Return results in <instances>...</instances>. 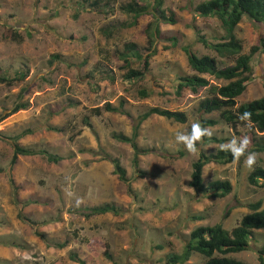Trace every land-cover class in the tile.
Masks as SVG:
<instances>
[{"label":"rangeland","instance_id":"obj_1","mask_svg":"<svg viewBox=\"0 0 264 264\" xmlns=\"http://www.w3.org/2000/svg\"><path fill=\"white\" fill-rule=\"evenodd\" d=\"M125 1L109 0L111 10L102 13L86 2L80 7L81 0H0V71L9 74L23 63L28 68L22 80L10 85L0 82V111L15 101L26 102L25 108L0 120V133H21L15 140L18 144L63 156L52 162L41 154H19L7 171L11 142L0 139V258L9 260L7 264H78L70 258L71 251L88 264H113L112 260L116 264H164V255L179 252L194 226L219 222L229 230L241 214L249 211L245 203L260 199V207L264 206V186L246 180L253 165H264L262 152H250L224 163L203 164V183L213 178L229 180L231 189L225 195H202L188 184L190 163L199 150L207 152L224 146L235 151L240 148L236 132L248 130V124L243 122L231 129L217 111H197L198 98L208 94L206 88L195 93L182 88L178 95L174 93L178 75L192 72L181 45H188L196 54H214L219 66L232 62V57L219 56L196 40L198 33L209 41L218 40L224 34L218 18L193 14L188 3L199 0H162V6L173 11L175 22H159L160 36L154 53L148 57L146 76L130 83L119 79L121 60L114 51L128 40L141 50L145 45L142 29L150 15L137 16L127 25L132 17L118 6ZM11 27L19 29L20 41L10 38ZM233 32L240 42L239 52H248L264 29L242 15ZM170 36L176 44L163 47ZM51 53L58 55L52 62ZM136 62L131 65H138ZM249 65L245 88L235 97L236 104L264 94L257 74L264 71V53H252ZM105 73L113 79L104 77ZM205 76L211 83L225 82ZM138 87L147 88L149 94L137 96ZM120 97L125 100L123 109L128 115L105 110L93 114L89 110L103 101L116 104ZM68 100L74 105H65ZM152 105L183 110L186 120L177 122L150 114L138 126L136 143L168 154L177 149L183 153L178 157L156 152L138 155L137 165L146 173L130 181L136 194L132 199L102 154L117 157L129 176L133 172L132 149L128 143L112 138L110 132L129 134L134 116ZM83 115L88 116L90 127L83 123ZM199 117L216 118L215 124L203 129L227 139L205 143L196 140L187 129L195 126ZM48 125L60 130L49 129ZM178 136L192 138L196 146L189 151L184 142H178ZM249 154L255 155L251 167L245 165ZM28 200L33 201L24 204L21 213L37 224L16 216L21 202ZM102 201L119 205L122 212L85 217L75 210ZM192 213L202 217L189 219ZM35 230L48 242L66 239V244L60 248L46 245ZM252 235L246 249L227 255L257 264L255 247L264 240V227L254 228ZM10 240L21 247L10 244ZM156 243L161 246L156 248ZM105 244L111 259L103 254ZM202 258L192 252L182 264H201Z\"/></svg>","mask_w":264,"mask_h":264},{"label":"trees","instance_id":"obj_2","mask_svg":"<svg viewBox=\"0 0 264 264\" xmlns=\"http://www.w3.org/2000/svg\"><path fill=\"white\" fill-rule=\"evenodd\" d=\"M84 2L92 6L94 10L102 13H107L111 10L109 0H81L79 6L82 7ZM188 5L189 10L193 14L199 16H215L218 18L220 26L224 30V34L216 41H209L203 34L198 33L196 40L204 47L211 48L219 56L225 58L232 57V62L219 66L214 54H196L188 45H181L180 48L192 72L178 75L173 86L174 93L178 95L182 88L188 89L191 93H195L202 87L206 88L208 94L198 98L196 105L197 111L201 113L217 111L219 117L233 130H235L236 124L240 122L247 123L248 130L246 132L242 134L236 132L239 134V139L237 140L239 147H241V142L244 141L245 138L248 141L243 155H240L239 158H242L250 152H262L264 154V94L237 104L235 101V97L245 88V82L250 71V55L254 52L264 53V34L262 33L257 36L256 41L250 44L248 52H239L240 42L233 32L234 26L242 15L247 16L260 26L262 25L264 29V0H199L194 4L188 3ZM118 6L120 10L130 14V17H132V19L126 23L127 25H131L137 16L142 14L150 15V19L144 24L142 29L143 35L145 36V45L143 48L140 50L134 41L128 40L122 43L120 50L116 49L114 51V56L121 60V64L118 66L121 70L119 79L135 83L146 76L148 70V57L154 53L155 41L160 36L159 22H175L174 13L171 9L162 6V0H127L120 3ZM10 38L15 41H20L22 36L19 29L11 27ZM166 39L169 40V43L168 45H163V47L176 44V39H174L173 36L166 37ZM57 57V53H51L49 60L52 62ZM135 61H137L136 63H138V65L132 66V62ZM81 63L82 62L79 64ZM27 73L28 68L25 66V63H23L18 68L13 69L9 74L5 71H0V82L5 85H10L15 81L22 80ZM205 74L214 79L225 80V82L219 84L211 83ZM257 74L261 76L260 78L264 90V71L260 73L257 71ZM104 77L113 79L112 75H107L106 73ZM136 94L139 97H145L149 93L147 88L138 87L136 89ZM124 102L125 100L120 97L117 99L116 104L103 101L100 105L90 107L89 110L93 114H99L102 110H105L117 111L128 115L127 111L123 109ZM74 103V101L68 100L65 105L71 106L74 105ZM25 106L26 102L24 101L13 102L9 108H3L0 111V120L18 109L25 108ZM245 113H250V118L244 117ZM150 114H158L177 122H184L186 120V114L183 110L152 105L144 108L134 116L129 134H125L121 131H111L110 136L112 138L128 143L132 149L131 165L133 172L129 176L125 175V169L120 164L117 157L110 156L105 152L102 154V158L110 161L113 173L116 174L119 180L124 182L126 193L132 199L136 198V194L130 186V181L146 173V171L139 168L137 165L138 155L148 152H156L161 156H166V154H168L163 149L157 150L153 146H140L135 141L140 122ZM87 117V115H83V123L90 127L91 125ZM216 122V118L213 117H199L196 125H198L200 129H203L204 126H211ZM47 128L60 130V127L51 125H48ZM26 131H29V129ZM187 131L194 134V126L188 127ZM23 132H25V129L22 133ZM20 134L21 133L2 135V133H0V139H9L12 147L7 171L19 154H41L46 160L52 162L63 158L62 155L47 151L44 148H35L18 144L15 140ZM200 139L203 143L209 141L223 142L227 137L203 135ZM195 146L196 142H194V147ZM87 150L91 151V149ZM182 153L183 151L181 149H177L174 153H169L168 155L178 157L181 156ZM233 158V151L229 147L219 146L207 152L199 150L197 157L190 163L191 171L188 184L202 195H225L231 189L229 180L227 178H213L203 183L201 168L203 164L208 161L224 163L231 161ZM246 180L251 184H260L264 186V165H253L246 174ZM8 181L10 184L13 182L10 175L8 176ZM13 187L15 188L14 185ZM31 201L33 200L22 201L16 216L20 220L33 225L37 224V222L21 213V207ZM260 203V199L245 203L249 211L241 214L236 224L229 230L222 227L219 222L194 226L189 230L186 241L179 252L171 251L164 255V264H182L188 259L192 252L198 253L203 257L201 264H250L249 262L231 257L227 255V253L246 249L250 245V240L253 238V229L264 227V206L260 207ZM75 210L80 211L85 217L104 212H110L112 214H119L122 212L121 207L111 201L84 205ZM227 212L228 209H226L223 214L226 215ZM201 217L202 215L199 213H192L188 216L189 219H199ZM34 233L42 238L46 245H52L57 248L64 246L67 241L63 239L61 241L48 242L44 239L40 231L35 230ZM9 243L21 247L19 243L17 244L13 240H10ZM154 246L159 248L161 245L156 243ZM106 248L107 245L105 244L103 254L111 259V254ZM255 252L258 261L257 264H264V240L255 247ZM70 258L78 262V264H88L84 258L77 256L73 251L70 252ZM0 261L6 264L9 262V260L2 258H0ZM112 263L116 264L113 260Z\"/></svg>","mask_w":264,"mask_h":264},{"label":"clouds","instance_id":"obj_3","mask_svg":"<svg viewBox=\"0 0 264 264\" xmlns=\"http://www.w3.org/2000/svg\"><path fill=\"white\" fill-rule=\"evenodd\" d=\"M250 115H251L250 113H245L244 117L250 118ZM244 117H242V118H244ZM194 129H195L194 137L196 140L200 139L205 134L210 135V133H206V130L200 129L198 125L194 126ZM177 139H178V142H184L189 151L193 150L194 140H192V138L185 137V136H178ZM247 142L248 141L245 138V140L241 142V147L239 149H236L235 151H233L234 157H236L238 159L240 155H243L244 149L247 146ZM254 163H255V155L249 154L245 160V165L247 167H251Z\"/></svg>","mask_w":264,"mask_h":264}]
</instances>
